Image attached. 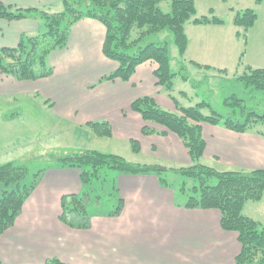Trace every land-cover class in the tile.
Returning a JSON list of instances; mask_svg holds the SVG:
<instances>
[{
  "label": "crops",
  "instance_id": "0c3cea01",
  "mask_svg": "<svg viewBox=\"0 0 264 264\" xmlns=\"http://www.w3.org/2000/svg\"><path fill=\"white\" fill-rule=\"evenodd\" d=\"M0 1L35 8L56 0ZM43 28L33 14L16 20L0 17V48L15 47L22 36ZM105 34L100 20L80 18L71 26L66 45L47 58L53 68L51 74L19 80L0 72L2 105L14 102L19 94H34L43 100V107L49 100L52 114L72 126L95 121L108 122L111 131L113 127L132 126L135 132L132 136L124 132V137L137 138L140 147L141 141L148 144L163 166L176 167L171 166L173 162L191 164L188 150L177 134L161 132L165 130L163 126L145 121L131 107L133 100L151 96L161 108L178 110L177 101L157 83L156 63L148 60L138 64L127 80L105 79L118 66L102 52ZM240 53L241 50L235 54L233 62ZM248 54L246 48L242 55ZM251 56L246 61L248 65L264 68V59L253 52ZM5 110L2 106L0 111L6 113ZM146 124L154 129L153 133L141 132ZM201 132L205 141L202 158L211 159L219 167H264V137L259 133L208 122L201 124ZM112 172L113 185L105 194L111 197L114 192L112 197L116 194L121 199L117 212H112L117 204L114 198L110 208L88 211L85 205V215L72 211L64 219L60 217L62 197L69 201L70 195L79 196L85 189L80 168L57 164L42 170L14 223L0 233V261L45 264L57 258L70 264H233L241 244L236 232L221 227L217 208L181 204L177 187L163 184L154 170Z\"/></svg>",
  "mask_w": 264,
  "mask_h": 264
},
{
  "label": "trees",
  "instance_id": "16d2710c",
  "mask_svg": "<svg viewBox=\"0 0 264 264\" xmlns=\"http://www.w3.org/2000/svg\"><path fill=\"white\" fill-rule=\"evenodd\" d=\"M168 3V10L163 11L160 4ZM259 1V0H258ZM60 10L48 12L36 8H18L0 1V17L18 19L38 15L44 20L42 31L22 36L17 46L0 48V72L12 75L19 80L37 79L51 74L53 68L47 62L49 54L66 45L71 26L80 18L92 17L100 20L106 29L102 45L103 54L118 62V66L105 79H129L135 67L145 61H153L157 83L170 96L175 72L170 68L169 41H173L179 52L183 53L187 43L184 23L195 12L193 0H60ZM257 17L252 8L237 11L234 24L242 26L235 30L237 37L245 40L246 32ZM195 24H221L223 20L215 15L193 17ZM158 31V32H157ZM165 32L164 36H155L146 40L149 34ZM243 53V51L241 52ZM181 69L184 65L179 61ZM209 67V66H207ZM243 74L232 80L239 83L246 98L235 93L231 95V111L224 117L204 115L198 107H179L180 114L158 106L151 96H143L132 101L131 107L148 122L164 127L161 132L171 131L177 134L186 146L192 163L180 167H162L159 165H140L126 161L122 156L102 153L96 150L70 152L58 157L55 163L73 165L80 168L85 189L89 192L94 179L100 178L102 167L117 172H136L154 170L165 185H174L179 192L180 203L189 207L217 208L220 211V225L226 230L236 232L241 244L240 251L233 264H264V222L242 214V207L247 200H258L264 193V168L256 169H218L199 162L205 141L201 132V123H219L236 130H252L264 137V68L244 65ZM188 80L187 76L183 77ZM228 83V82H227ZM176 100V98L173 96ZM230 99L229 97L226 98ZM225 100V102H227ZM177 101V100H176ZM177 103V102H176ZM260 124L261 128L256 125ZM97 135L110 136L111 127L106 121L87 123ZM142 132H154L149 125H144ZM132 147L138 151V143L132 140ZM169 171L181 177L180 181L167 179L162 172ZM27 167L13 161L0 164V182L7 185L0 196V233L14 223V219L23 201L34 187V179L25 183L23 179ZM114 189L116 187H113ZM70 195L62 197L61 218L69 212L85 215L82 197ZM72 205H70V204ZM121 207V199L112 212ZM0 264H5L0 261ZM45 264H70L57 258H51Z\"/></svg>",
  "mask_w": 264,
  "mask_h": 264
},
{
  "label": "rangeland",
  "instance_id": "374dc122",
  "mask_svg": "<svg viewBox=\"0 0 264 264\" xmlns=\"http://www.w3.org/2000/svg\"><path fill=\"white\" fill-rule=\"evenodd\" d=\"M193 2L195 12L184 23V31L187 37L184 52H179L173 41L170 40L168 43L171 56L170 68L172 72H175L171 94L176 98L180 108L196 105L204 115L224 117L231 111L230 103H234L231 99L233 93L243 98H246L250 93L245 92L246 90L232 79L243 74L244 65H247L246 61L252 57V52L257 54L260 59H264V0H193ZM3 3L7 4L6 1H3ZM11 6L15 8L14 5ZM17 7L21 8L19 5ZM61 7L60 0L35 6L38 10L48 12L60 10ZM160 7L163 11H167L169 8L168 3L165 1L160 4ZM245 8H252L257 17L247 30L244 40L242 36L236 37L234 35L236 29L240 30L242 28V26L234 24V17L238 10L242 11ZM203 15L208 17L215 15L221 18L223 22L221 24H195L192 22L193 17ZM35 16L44 25V20L38 15ZM11 20L16 19L12 18ZM164 34L163 31L149 34L146 36V40H152L155 36L161 38ZM246 48L250 51V54L243 57L240 53L239 59L235 57V62H233L235 54H238L239 50L244 51ZM56 50L58 51V49ZM52 56H54V51L49 54L48 59H51ZM191 59L199 61L194 62ZM179 61L184 65L183 69L179 68ZM200 61L201 63H207H198ZM222 66L225 69H220ZM184 76H187L188 80L184 79ZM183 92L185 96L182 94ZM28 95L34 94H19L17 100L4 102L3 105L0 100V110L2 106L6 109V113L0 111V164L13 161L26 166L27 173L23 179L25 183L31 182L35 173L40 174L42 170L57 165L55 161L58 157L67 155L70 152L84 150L116 154L131 163L162 165L165 168L162 160L157 159L155 153L150 151L149 145L141 141L140 147V141L134 137L131 139L137 140L138 151L133 149V141L124 137V132L130 136L135 132L132 126L129 128L113 127L110 136H100L88 125L76 127L55 117L52 114V103L49 100L44 101L47 104L43 107V102L41 103L43 100L39 96L34 95L35 97H32ZM227 97L230 99L226 100ZM179 107L176 111L177 114L181 113ZM206 123L202 122L201 124ZM256 126L261 128L260 124ZM199 162L215 166L220 170L241 169L230 166L219 167L220 165H215L211 159L202 157ZM173 163L176 165L171 166H182L180 163ZM112 171V169L102 167L100 178L93 180L86 195L81 194L83 195L82 202L87 205L88 211L110 208L109 206L114 202V198L117 199L116 194L112 197L114 192L111 197L105 194L107 189L113 185L115 173ZM162 173L167 179L181 180L179 175L169 171ZM6 186L3 182H0V196L2 190L7 188ZM96 197L98 199L97 203L95 201ZM178 197L181 198L180 195ZM71 202H73V199H71ZM241 212L255 220L264 222V193L258 200L245 201Z\"/></svg>",
  "mask_w": 264,
  "mask_h": 264
}]
</instances>
